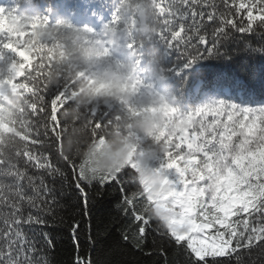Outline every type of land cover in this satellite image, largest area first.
<instances>
[{
  "label": "snow or ice",
  "instance_id": "6c2138e0",
  "mask_svg": "<svg viewBox=\"0 0 264 264\" xmlns=\"http://www.w3.org/2000/svg\"><path fill=\"white\" fill-rule=\"evenodd\" d=\"M206 2L155 0L157 40L180 53L183 68L217 53L229 29L248 32L257 23L264 24V0H247L238 7L232 0L235 10L218 15L200 9ZM245 9L247 23L229 19ZM253 9L260 15L254 16ZM205 16L207 22L219 19L220 24L211 32V47L201 49L207 43ZM17 23L18 18L0 7V36L8 38L2 47L14 54L7 75L0 72V264H50L46 252L53 242L48 233L40 232L38 239L36 232V226L55 218L59 206L48 178H59L74 190L83 216L90 212L89 195L96 185L118 188L122 193L118 207L129 218L122 238L141 250L155 222L154 231L182 249L188 264H257L244 260L254 251L264 257V109L217 101L173 117L172 124L179 120L184 126L169 125L156 138L164 149L156 161V172L163 177L159 189L144 184L141 190L132 177L135 163L115 175L90 178L93 169L76 158L69 137L83 126L95 138L105 124L112 123V114L101 118L102 110L92 107L83 121L69 116L73 86L70 82L49 85L62 41L39 39L37 29L49 24L47 17L26 23L22 31L16 29ZM106 34L128 49L144 47L130 35L118 9L112 21L94 33ZM181 70L175 69L177 74ZM10 96L18 101L15 110L9 106ZM81 231L77 221L72 227L75 264H104L81 254Z\"/></svg>",
  "mask_w": 264,
  "mask_h": 264
},
{
  "label": "trees",
  "instance_id": "16d2710c",
  "mask_svg": "<svg viewBox=\"0 0 264 264\" xmlns=\"http://www.w3.org/2000/svg\"><path fill=\"white\" fill-rule=\"evenodd\" d=\"M241 2L247 3V0H236L235 6ZM118 3L119 0H0V7L18 19L25 15L39 20L47 17L49 24L56 25L58 18L64 17L71 27L88 26L100 33L101 27L77 23L71 15L93 18L105 26L112 21ZM199 7L205 13L215 11L217 15L228 12L229 8L235 10L232 0H207ZM252 11L254 16L260 15L256 9ZM229 19L247 23V9L234 17L229 15ZM219 24V19L207 22V43L201 45V49L211 47V32ZM69 29L61 28V32ZM7 39V36H0V72L5 76L14 60V54L2 47ZM156 46L165 54L164 66L169 70V82L179 98L181 116L195 112L206 99L252 108L264 105V24L257 23L248 32L229 29L219 41L217 53L202 56L187 68H183L185 61L178 51L168 50L159 41ZM175 69L182 70L177 74ZM105 115H111V111L98 113L101 118ZM48 182L56 190L59 206L56 207L55 218L49 217L47 225L36 226V232L38 239L40 232L48 233L53 242L46 252L50 264H75L77 249L72 227L77 221L82 229L79 240L81 254L93 260L104 264H188L187 254L182 249L154 231L157 227L155 222L149 229L150 235L143 250L123 240L122 231L126 229L129 218L118 207L122 200L118 188L96 185L89 195L90 212L83 216L80 211L82 204L73 189L63 186L59 178L55 181L48 178ZM37 246L40 247L39 244ZM249 259L259 264L264 257H258L254 251L251 258L244 256L246 262Z\"/></svg>",
  "mask_w": 264,
  "mask_h": 264
},
{
  "label": "clouds",
  "instance_id": "9594fccd",
  "mask_svg": "<svg viewBox=\"0 0 264 264\" xmlns=\"http://www.w3.org/2000/svg\"><path fill=\"white\" fill-rule=\"evenodd\" d=\"M117 9L130 35L144 45L142 50L128 49L108 34L97 37L88 26L61 32L62 26L69 24L64 17H59L56 25L37 29V34L49 43L62 41L49 85L70 82L73 86V108L67 114L83 121L92 107L111 111L112 123L105 124L95 138L83 126L69 137L76 158L93 169L90 178L115 175L135 163L134 181L141 190L144 184L155 190L163 179L156 172V161L164 150L156 138L169 125L177 129L184 126L179 120L172 124V118L181 115L179 98L169 82L165 54L156 46L160 24L155 0H119ZM33 20L25 15L16 29L22 31ZM17 103L15 97H9L13 110ZM150 214L159 223L155 211Z\"/></svg>",
  "mask_w": 264,
  "mask_h": 264
},
{
  "label": "rangeland",
  "instance_id": "374dc122",
  "mask_svg": "<svg viewBox=\"0 0 264 264\" xmlns=\"http://www.w3.org/2000/svg\"><path fill=\"white\" fill-rule=\"evenodd\" d=\"M74 18L77 20V21H80V17L78 15H75ZM213 102H217V100H207L204 102V104L202 105H199L198 108L196 110H198L200 107L204 106L205 104H208V103H213ZM231 105H235L233 103H230ZM237 106V105H235ZM240 108H248V109H264V105L263 106H259V107H255V108H252V107H248V106H238Z\"/></svg>",
  "mask_w": 264,
  "mask_h": 264
},
{
  "label": "bare ground",
  "instance_id": "6f19581e",
  "mask_svg": "<svg viewBox=\"0 0 264 264\" xmlns=\"http://www.w3.org/2000/svg\"><path fill=\"white\" fill-rule=\"evenodd\" d=\"M90 21V20H89Z\"/></svg>",
  "mask_w": 264,
  "mask_h": 264
}]
</instances>
